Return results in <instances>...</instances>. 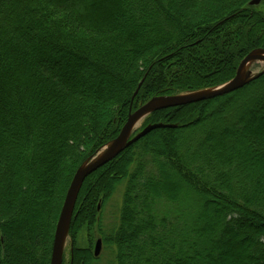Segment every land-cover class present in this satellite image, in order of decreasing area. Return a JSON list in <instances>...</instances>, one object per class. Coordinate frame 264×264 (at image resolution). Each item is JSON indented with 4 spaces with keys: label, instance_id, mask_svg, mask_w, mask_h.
<instances>
[{
    "label": "trees",
    "instance_id": "1",
    "mask_svg": "<svg viewBox=\"0 0 264 264\" xmlns=\"http://www.w3.org/2000/svg\"><path fill=\"white\" fill-rule=\"evenodd\" d=\"M250 1L0 0V264H50L62 169L80 148L97 153L153 97L222 84L264 49ZM148 122L163 126L85 179L71 229L124 184L101 231L113 264H264V73Z\"/></svg>",
    "mask_w": 264,
    "mask_h": 264
},
{
    "label": "water",
    "instance_id": "2",
    "mask_svg": "<svg viewBox=\"0 0 264 264\" xmlns=\"http://www.w3.org/2000/svg\"><path fill=\"white\" fill-rule=\"evenodd\" d=\"M257 2H259V0L254 1V3ZM253 62H264V49H257L250 52L239 65L236 76L231 81L222 86L194 93L156 96L142 105L136 111L130 113L128 120L122 127L119 135L113 141L108 143L107 146H105L104 152L99 157H94L88 165L81 167L76 171L68 189L56 225L50 264H63L64 242L71 222L75 201L85 179L99 168L103 167L105 164L114 160L127 147L138 141L140 138L152 130L163 126L161 124L150 125L146 127L140 134L130 139L131 133L140 119L156 111L214 99L216 97L230 94L244 87L248 82L259 76L256 75L255 77L251 78L250 75H247L246 68ZM140 86L141 84L137 88L135 95L139 92ZM97 251L98 246L96 252Z\"/></svg>",
    "mask_w": 264,
    "mask_h": 264
},
{
    "label": "rangeland",
    "instance_id": "3",
    "mask_svg": "<svg viewBox=\"0 0 264 264\" xmlns=\"http://www.w3.org/2000/svg\"><path fill=\"white\" fill-rule=\"evenodd\" d=\"M246 6L251 7L252 9H254V11H256L258 13L264 14V0H259V2H257V3H253V1H250ZM94 13L99 14L101 12L100 11H94ZM246 72H247V75L251 76V78L255 77L256 75H258V73L264 72V62H255V64L251 63L250 67L248 68V70H246ZM232 79H230V80H228L222 84L216 85V86H212V87H208V88H204V89H199L196 91L190 90V91H186V92H181L180 94L194 93V92H198V91H204V90H208L211 88L219 87V86H222V85L228 83ZM138 93L136 95H138ZM136 95L134 94L133 98L136 97ZM176 95H178V94H176ZM159 96H165V95H159ZM216 98H218V97H216ZM117 104L118 103H115L111 106H114V105L117 106ZM111 115H113L112 119H113V121H115L118 118L119 113L116 112L115 115L114 114H111ZM150 115L151 114L145 116L144 118L140 119V121L137 122V124L135 125V127L131 133L130 139L137 136L146 127L151 125V123L148 122V118L150 117ZM221 115L222 116L219 118V120L225 117L224 113H221ZM182 118H183V115H182ZM215 120H218V119H215ZM246 124L249 125L250 123L245 121V123H243V125L245 126ZM257 125H259V124H257ZM249 127L251 129H253L255 127V125L254 126L249 125ZM237 135L238 134H235L233 136V139H236ZM167 137H169V135H167ZM113 140H111V141H113ZM111 141L107 142L104 145V148L101 147L97 153H95L89 157H85V154H87L86 152L89 150V146L91 145V143L89 144L87 149H86V147L84 149L80 148L79 151L75 153L76 157H74L72 159V161H70L65 166L64 171L62 169L63 181H62V185L60 187H58V194L55 198L56 204L58 205L59 209L62 205L63 198L65 195V191H63V190H65V186H66L67 182H69L70 177L72 175V172L76 168V166H78V164H79L78 169H80L81 167L88 165L94 157L98 156L100 152L105 150V146H107V144L110 143ZM82 158H83V160H82ZM107 164H105V165H107ZM177 183L179 184L181 190H186L187 185L183 181H178ZM70 185H71V183H70ZM70 185H69V187H70ZM124 187H125L124 184L119 186L117 188V191L112 196V198L106 204L102 205V200H99V203H98L97 209H96V212H97L96 215L98 214L97 216H95L96 221L95 222L92 221L91 224L84 223L76 230L75 227H74V229H73V227L71 229V225H72L73 219H75V217H76L75 209H76V201H77V198L79 195V193H78L76 201H75V205H74L73 214L71 217V222L69 225L68 233H67V236H66V239L64 242L63 264H72V252L77 250V249L90 250V251L94 252V255L97 257V260L98 259L99 260L97 262H94L93 264H113V260H114L113 251H112V249H107L103 245L102 237H101V231L107 233V232L111 231L112 228H114L117 225L118 216H119L118 211L122 206ZM67 192H68V190H67ZM79 192H80V190H79ZM192 199L195 200L193 195H192ZM59 209H57L55 216H54L55 223H56V221L58 222L57 218H58ZM74 215H75V217H74ZM6 218H8V216ZM56 225H57V223H56ZM55 230H56V228H55ZM97 246H98V251L96 252Z\"/></svg>",
    "mask_w": 264,
    "mask_h": 264
},
{
    "label": "bare ground",
    "instance_id": "4",
    "mask_svg": "<svg viewBox=\"0 0 264 264\" xmlns=\"http://www.w3.org/2000/svg\"><path fill=\"white\" fill-rule=\"evenodd\" d=\"M253 64H255V62H253ZM251 64H249L246 68V70H248V68L250 67ZM140 121V120H139ZM104 152V150L102 152L99 153V155L97 157H99L102 153Z\"/></svg>",
    "mask_w": 264,
    "mask_h": 264
}]
</instances>
